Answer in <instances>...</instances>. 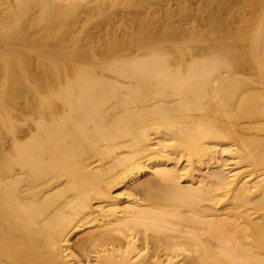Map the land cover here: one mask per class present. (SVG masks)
Segmentation results:
<instances>
[{
    "label": "bare ground",
    "instance_id": "6f19581e",
    "mask_svg": "<svg viewBox=\"0 0 264 264\" xmlns=\"http://www.w3.org/2000/svg\"><path fill=\"white\" fill-rule=\"evenodd\" d=\"M158 1L0 0V264H264V0Z\"/></svg>",
    "mask_w": 264,
    "mask_h": 264
},
{
    "label": "rangeland",
    "instance_id": "374dc122",
    "mask_svg": "<svg viewBox=\"0 0 264 264\" xmlns=\"http://www.w3.org/2000/svg\"><path fill=\"white\" fill-rule=\"evenodd\" d=\"M204 1H205V0H202V1H200V0H189V1H188V0H187V2H186V0H184V2H186V3H185L186 5H187L188 2H189V5H187V7L189 6L190 10L195 9V10H193V11L198 10V9L200 8V6H202V3H203ZM213 1H214L213 5H215V6H213V5L210 4V2L212 3ZM242 1L244 2V1H246V0H242ZM164 2H165V4H166V0H165V1H164V0H163V1H162V0L158 1V4H157V5H156L155 3H154V5L152 4V5H151V8H150V11H148V14H150V16L152 15V16H154V17H158V15H159V13H160L159 16H162V14H164L163 12H164L165 9H166V8L164 7ZM175 2H177V1H176V0H169V1L167 0V4H168V6L171 7L170 9H171V10L173 9V10L175 11V16L173 15V18L175 17L174 21H175V22H179V21H180V22L183 24L182 26H187V25H189V23H190V21H192V19H186V15H185V13H183V14L185 15L184 17H183V14H182V16H181V13H182V12L179 13V14H177V13H178L177 10L179 9V6H178L177 4H175ZM200 2H201V4H200ZM210 2H208V3L210 4V7H211V9H212V7H213V8H216V5H217V8H218L220 5H225V4L227 5V4H228L227 2H229V1H228V0H212V1H210ZM215 2H216V3H215ZM246 2L248 3L249 0H247ZM246 2H245V3H246ZM162 3H163V4H162ZM167 4H166V5H167ZM160 5H161V6H160ZM166 5H165V6H166ZM171 5H172V6H171ZM174 5H175V7H174ZM206 5H208V4H206ZM206 5L203 4V6H206ZM154 6H155V7H154ZM162 6H163L164 8H162ZM190 6H191V7H190ZM153 7H154V8H153ZM158 7H160V8H158ZM192 7H194V8H192ZM196 7H198V8L196 9ZM109 8H110V7H107V10H108ZM157 8H158V9H157ZM161 8H162L164 11H163ZM189 8H188V9H189ZM202 8H203L204 10H205L206 8L209 9L207 6H206V7H202ZM143 9H144V8H143ZM143 9H142V10H143ZM203 9H202V10H203ZM207 9H206V11H209V10H207ZM111 10H112V11H111ZM111 10L109 9L108 11H109V12H113V11L116 12V11H117V13L120 11V10L116 9L115 7H114V9L112 8ZM146 10H147V9H146ZM146 10L141 11V9L138 8V11H137V12H138V14H141V12H142V15H143V14H144L143 12H145V14L147 13ZM153 10L156 11V12L154 13ZM159 10H160V11H159ZM161 10H162V11H161ZM173 10H172V11H173ZM202 10H201V11H202ZM204 10H203V12H201L200 10H198V12L200 11V12H199L200 14H201V13L204 14V12H205V15H204V16H206V11H204ZM157 11H158V12H157ZM120 12H121V11H120ZM120 12H119L118 14L113 12V16H115L116 14L120 16V14H121ZM161 12H162V13H161ZM176 12H177V13H176ZM179 12H180V11H179ZM207 13H208V12H207ZM153 14H154V15H153ZM155 14H156V15L158 14V15L156 16ZM173 14H174V13H173ZM117 15H116V17L119 18V16H117ZM177 15H179V16H177ZM128 16H129V15H128ZM140 16H141V15H140ZM143 16H144V15H143ZM145 16H146V15H145ZM202 16H203V15H202ZM177 17H179V19H176ZM113 18H114V17H113ZM100 20H101V19H99V20H97V21L99 22ZM119 20L122 22L121 19H119ZM198 21H199V24L202 22L200 18L197 20V22H196L197 24H198ZM98 22H96L97 25L100 24V23H98ZM100 22H101V21H100ZM108 22H109V24H108ZM113 22H114V23H113ZM118 22H119V21H118ZM118 22H117V24H118ZM93 23H94V22H93ZM93 23H92V22H91V23L89 22V23H88L89 25L87 24V26H88V30L90 29V30H92V31L94 32V33L92 32V34H94V36H95V35H96V36H100L101 34H99V31H101V33H104V31H105L106 28H108L110 31H114V30L117 31V30H118V29H117V26H118V25H116V22L113 21V20H110V21H107V22H103V23L101 22V24L99 25V26H101V27H98V29H97L96 26H95L96 24L93 25ZM105 23H107V24H105ZM119 23H120V22H119ZM202 23H203V22H202ZM236 23H237V22H236V20H235V22H234L233 24H232V23H231V24H232L233 27H234ZM90 24H91V25H90ZM229 24H230V23H229ZM231 24H230V26H231V28H232V25H231ZM92 25H93V26H92ZM105 25H106V27H105ZM87 26H86L85 29H87ZM89 26H90V28H89ZM91 26H92L93 29L91 28ZM199 26H200V25H199ZM41 27H42V26H41ZM41 27H39V26H38V27H37V26L35 27V28H37V29H38V28L40 29V31H38L39 33H41V29L43 28V27H42V28H41ZM50 27H52V29H54V30H55V28H56V27L54 28V26H50ZM104 27H105V28H104ZM35 28L33 29V31H34V32H37V29H35ZM94 28H95V29H94ZM99 28H100V29H99ZM110 28H111V29H110ZM39 29H38V30H39ZM103 29H104V30H103ZM116 29H117V30H116ZM35 30H36V31H35ZM57 30H58V29H57ZM57 30H56V31H53V32L50 31V33H53V34H54L55 32H57ZM79 30H80V29H79ZM79 30H78V31H79ZM90 30H89V31H90ZM97 30H98V32H97ZM120 30H121V29H120ZM33 31H32V32H33ZM121 31H122V30H121ZM121 31L118 30L117 32H121ZM39 33H38V34H39ZM84 33H87V31L84 32ZM84 33H83V34H84ZM90 33H91V32H88V34H90ZM38 34H37V35H38ZM65 34H66V36L68 35L66 32H65ZM65 34H64V35H65ZM104 35H105V33H104ZM96 36H95V37H96ZM102 36H103V34H102ZM100 37H101V36H100ZM100 37H99V38H100ZM99 38L96 37V39H99ZM53 40H54V39H53ZM53 40L51 39V41H53ZM49 41H50V40H49ZM55 41H56V40H55ZM50 43H51V42H50ZM47 44H49V42H47ZM52 44L54 45V42H52ZM52 44H51V45H52ZM53 45H52V46H53ZM49 46H50V44H49ZM54 46H55V45H54Z\"/></svg>",
    "mask_w": 264,
    "mask_h": 264
}]
</instances>
